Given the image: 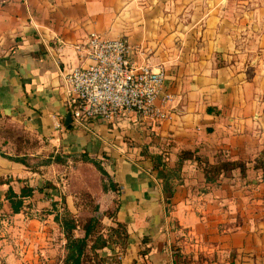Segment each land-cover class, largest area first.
<instances>
[{"label":"crops","instance_id":"crops-1","mask_svg":"<svg viewBox=\"0 0 264 264\" xmlns=\"http://www.w3.org/2000/svg\"><path fill=\"white\" fill-rule=\"evenodd\" d=\"M92 33L127 36L139 64L166 70L170 119L155 124L126 112L89 128L67 121L64 77L91 62L85 47ZM3 126L30 136L33 156L87 153L104 166L119 185L111 193L133 260L264 264V170L256 167L264 152V0H0ZM178 148L248 168L208 183L203 165L187 160L170 179L173 193L164 192ZM15 150L0 134L4 199L10 185L33 187L36 174L1 155ZM156 155L165 169L154 167Z\"/></svg>","mask_w":264,"mask_h":264},{"label":"trees","instance_id":"trees-1","mask_svg":"<svg viewBox=\"0 0 264 264\" xmlns=\"http://www.w3.org/2000/svg\"><path fill=\"white\" fill-rule=\"evenodd\" d=\"M0 134L6 137V142L12 140L16 144L15 153L1 154L11 161L22 163L35 171L38 170L37 168L39 166H47L53 163L65 166L74 160L76 162L75 166L78 168L93 167L107 176L111 190L115 193L119 191V185L113 181L104 166L98 160L92 159L87 153L73 157L60 153H43L40 157L41 160L36 162L35 158L37 157L31 155L30 152L35 145L30 136L18 133L16 130L4 126L1 127ZM177 155L179 161L176 166V172L172 173L171 171H167L164 176V192L173 193L174 186L171 184L170 179L177 175V172L181 170L184 162L187 160H197L203 165L205 179L208 183L218 182L224 177H229L236 169H240L242 174H245L248 168V162L242 160L220 159L216 163H210L208 159L196 155L191 150L178 148ZM153 158L156 161L155 168L163 166L165 169L159 156L156 155ZM256 162V167L264 170V152L263 156L259 157ZM0 182L2 184L8 183L4 179H0ZM82 186L83 193L86 192L91 197L94 190L88 187L84 191V184ZM51 188H56V185L48 181L39 188L25 185L21 188L20 192L15 191L10 185L5 193V200L9 204L12 213L19 214L25 212V209L30 206V203H27V199L33 197L36 189L41 193L48 194L47 190ZM117 196L118 194H116L115 198H112L111 204L108 207L100 208L99 211H96L94 208L95 214L90 216H82L74 212L68 205L66 196L63 194L60 195V201H52L53 209L49 210V213L54 215V221L59 225L65 239V253L58 264H107L109 259H116L119 264L122 263L120 255H113L107 258L101 254L102 250L114 245L121 249L122 254H127L130 235L127 223L118 219L121 203ZM61 204L62 208L60 206ZM103 217L110 218L112 225L105 226L102 221ZM140 256L144 257L145 255L143 252H140ZM182 263L189 264L186 260L182 261ZM133 264H139L138 260L134 259Z\"/></svg>","mask_w":264,"mask_h":264},{"label":"built area","instance_id":"built-area-1","mask_svg":"<svg viewBox=\"0 0 264 264\" xmlns=\"http://www.w3.org/2000/svg\"><path fill=\"white\" fill-rule=\"evenodd\" d=\"M85 51L91 62L64 77L68 109L77 126L89 128L94 120L112 122L126 112L155 124L171 118L173 96L164 91L166 70L139 64L127 36L92 33Z\"/></svg>","mask_w":264,"mask_h":264},{"label":"rangeland","instance_id":"rangeland-1","mask_svg":"<svg viewBox=\"0 0 264 264\" xmlns=\"http://www.w3.org/2000/svg\"><path fill=\"white\" fill-rule=\"evenodd\" d=\"M41 155H37L35 161L41 160ZM34 161V162H35ZM76 162L68 165L51 164L42 166L32 176L33 187L39 188L46 181L56 185V188L48 189L46 193H41L37 189L33 197L27 199L30 203L25 212L20 214L12 213L7 201L0 193V264H15L8 262L12 257L13 261L23 258L37 259L42 264H56L60 262L65 253V239L59 225L54 221V215L49 213L52 210V201H60V195L67 198L68 205L78 215L90 216L99 211L100 208L108 207L112 200V190L107 176L98 170L91 168H78ZM29 181V180H27ZM84 191L90 187L94 192L88 196ZM94 205V207H93ZM62 208V204L60 205ZM105 226H111V219L103 217ZM38 228V229H37ZM36 229L38 231H36ZM34 233L38 235L31 234ZM21 243L24 244V253H21ZM33 244L28 253V246ZM52 250V251H51ZM104 257L120 255L121 264H133V259L127 251L122 254L117 246H109L101 251ZM28 263L27 259L21 264ZM138 262L145 264L139 257ZM30 264V263H28ZM107 264H119L116 259H109Z\"/></svg>","mask_w":264,"mask_h":264},{"label":"water","instance_id":"water-1","mask_svg":"<svg viewBox=\"0 0 264 264\" xmlns=\"http://www.w3.org/2000/svg\"><path fill=\"white\" fill-rule=\"evenodd\" d=\"M72 116L71 115H68V118H67V121H72Z\"/></svg>","mask_w":264,"mask_h":264}]
</instances>
